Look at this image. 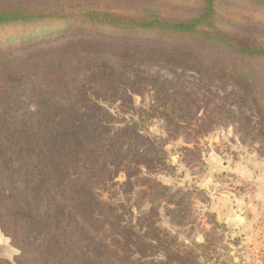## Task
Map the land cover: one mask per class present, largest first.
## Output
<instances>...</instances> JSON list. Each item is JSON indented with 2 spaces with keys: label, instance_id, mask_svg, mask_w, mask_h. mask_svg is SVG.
Here are the masks:
<instances>
[{
  "label": "trees",
  "instance_id": "1",
  "mask_svg": "<svg viewBox=\"0 0 264 264\" xmlns=\"http://www.w3.org/2000/svg\"><path fill=\"white\" fill-rule=\"evenodd\" d=\"M193 1L197 12H186L177 20L163 19L151 8L140 18L128 19L97 8L73 13L71 19L77 17L81 26L91 28L72 35L63 32L54 39L29 38L22 43L31 44L25 53L2 56L0 80L7 81V87L0 92V101L7 106H0V232L20 251L16 264H171L168 259L180 246L174 247L175 238L160 228L159 200L174 205L168 214L178 218L176 192L145 179L143 173V168L163 161L162 139L142 136L136 122L115 126L114 115L103 105L108 99L132 104L133 96L142 95L134 89L142 74L130 73L127 67L135 65L132 60L143 64L165 52L143 45L123 48L106 28L152 30L157 34L154 43L166 47L170 46L166 40L175 39L223 50L232 58L241 55L243 61L229 65L238 68L232 74L239 80L233 95L239 93L258 115L264 101L256 96L264 92V82L254 66L264 60V43L249 45L243 37L227 35L220 25L224 11L216 0ZM246 1L264 11V0ZM49 12L38 17L32 9L0 8V27L33 25L59 13ZM141 36L138 42L145 41ZM9 51L0 50V55ZM21 71L27 76L34 73L35 83L26 85L25 92L37 102L36 109L29 107L24 113L19 99L23 78L16 74ZM154 82L157 101L149 109L160 113L158 118L169 127L185 132L186 112L179 102L184 91L172 86L171 80L156 77ZM145 111L141 109L147 117L154 116ZM188 126L193 132L204 130ZM121 173L126 179L118 184L115 180ZM115 190L131 195L125 201L105 198ZM134 200L139 202L136 221L130 220L134 214L127 205ZM157 246L165 247L162 257L167 260L146 261L135 255L136 249L142 256ZM0 264L12 263L0 259Z\"/></svg>",
  "mask_w": 264,
  "mask_h": 264
},
{
  "label": "rangeland",
  "instance_id": "2",
  "mask_svg": "<svg viewBox=\"0 0 264 264\" xmlns=\"http://www.w3.org/2000/svg\"><path fill=\"white\" fill-rule=\"evenodd\" d=\"M216 1L224 11L220 12L223 15L220 25L227 35L243 37L249 45L264 43L263 10L246 0ZM11 7L32 9L38 17L49 11L58 10L59 13L54 12L51 19H42L33 25L17 23L1 26L0 50L10 51L0 55V70L4 62L2 56L10 53L16 57L25 53L31 44L22 43L29 38L37 40V37L51 36L48 38L54 39L63 36V32L91 28L90 25L81 26L82 22L77 17L71 19L73 13L82 14L97 8L128 19L140 18L145 15L142 11L151 8L160 11L163 19L177 20L185 17L186 12H197L193 0H0V8ZM63 14L67 16L62 17ZM106 29L111 36L117 37L116 40L123 48H135L139 45L162 48L165 52L163 54L169 56L167 59L162 54V57L150 58L143 64L137 59L132 60L135 65L127 68H130V73L136 71L142 74V78L134 86L142 95L133 96L132 104L109 99L103 103L114 115L115 126L132 125L136 122V130L142 136L162 139L166 154L163 161H156L153 168H143V173H146L145 179L162 183L170 189V193L176 192V201L181 209L179 217L174 218L168 214V209H173L174 205L167 204L166 199L159 200L160 228L175 238L174 247L177 243L180 246L177 255H171L168 262L264 264V129L261 124L264 123V108L257 115L239 93L233 95L238 90L239 80L232 74L238 68L229 66L233 65L231 61H243L244 57L234 55L232 58L223 50H212L211 47L207 48L193 41L181 43L179 40L168 39L166 42L170 46L166 47L157 41L154 43L157 34L152 30L134 31L124 26H110ZM140 35L144 42L137 41ZM174 43L180 44L173 45ZM178 50L187 53L175 56L174 53ZM116 62L120 64L122 61ZM261 62L255 63L254 69L264 82V60ZM25 70L29 69L23 71ZM23 71L16 73L19 75L18 79L23 78L19 88L22 103L20 113L26 112L29 107L34 110L37 105L35 97L25 92L26 85L35 83L32 77L34 73L27 76L29 74ZM156 77H160L162 81L171 80L172 86L184 91L185 96L179 102L186 112L185 132H178L180 129L171 125L169 127L158 118L160 113L149 109V105L157 101V93L152 87ZM6 82H0V92L7 87ZM41 83L42 81L36 82L39 88ZM30 92H33V88ZM256 97L263 102L264 92L258 91ZM0 106L7 104L0 101ZM203 107L206 108L204 113L201 110ZM141 109H146L145 112L154 116L147 117L145 113H141ZM192 124L194 128L204 129L203 132L191 131V126L188 125ZM125 179V175L121 173L115 182L120 184ZM115 192L105 198L125 201L131 195H123L118 190ZM137 203L139 202L135 200L127 203L134 214L131 219L128 218L132 221H136L139 214ZM139 251L142 250L136 249L135 255L145 256L143 260L146 261L167 260L162 257L165 255V247L157 246L152 251L147 250V254L142 256ZM18 255L20 251L0 232V259L16 264L15 258Z\"/></svg>",
  "mask_w": 264,
  "mask_h": 264
}]
</instances>
